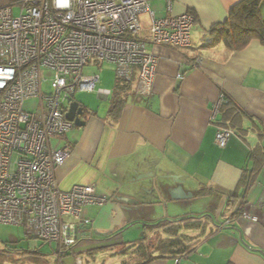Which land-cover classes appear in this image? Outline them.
Returning a JSON list of instances; mask_svg holds the SVG:
<instances>
[{
	"label": "crops",
	"instance_id": "1",
	"mask_svg": "<svg viewBox=\"0 0 264 264\" xmlns=\"http://www.w3.org/2000/svg\"><path fill=\"white\" fill-rule=\"evenodd\" d=\"M171 1L172 14L194 16L187 49L152 45L149 14L138 16V39L157 60L151 95H135L134 76L112 120L115 79L109 88L94 74V90L76 102L85 125L51 141L67 153L55 170L59 188L93 185L107 202L83 209L90 225L81 227L71 248L58 251L27 239L22 229L18 241L9 236L4 242L2 257L11 259L25 240L34 242L28 264H138L145 258L139 249L147 245L151 252L164 236L165 227L151 224L207 215L203 234L188 233L198 237L180 264H264V45L252 40L229 52L221 42L207 43L211 28L243 0ZM14 2L0 0V8ZM148 8L156 18L168 15L165 0H152ZM221 96L237 108L227 122ZM219 127L232 131L223 149L214 141ZM244 210L258 220L243 218ZM148 264H174V258L158 256Z\"/></svg>",
	"mask_w": 264,
	"mask_h": 264
},
{
	"label": "built area",
	"instance_id": "2",
	"mask_svg": "<svg viewBox=\"0 0 264 264\" xmlns=\"http://www.w3.org/2000/svg\"><path fill=\"white\" fill-rule=\"evenodd\" d=\"M151 1L15 0L0 8V225L22 227L25 238L62 251L90 225L83 209L107 202L93 185L59 188L55 170L67 153L53 147L51 138L60 140L74 127L64 115L76 93L94 90L98 76L83 74L94 61L113 64L118 81L136 76L137 97L151 95L157 60L138 39L139 15L149 14L152 45L191 46L193 14L174 15L172 1L165 0L168 15L156 18ZM46 82L48 94L42 91ZM28 99L38 100L37 113L24 110ZM231 135L219 127L215 145L225 148ZM259 205L264 208V186ZM242 217L258 220L247 210Z\"/></svg>",
	"mask_w": 264,
	"mask_h": 264
},
{
	"label": "trees",
	"instance_id": "3",
	"mask_svg": "<svg viewBox=\"0 0 264 264\" xmlns=\"http://www.w3.org/2000/svg\"><path fill=\"white\" fill-rule=\"evenodd\" d=\"M262 3H264V0H243L236 4L230 9L227 20L224 23L211 28L207 43L221 42L229 52L244 49L252 40H258L264 45V21L260 15ZM129 88L128 82H121L115 79V88L110 98L111 106L109 110L112 120L117 119L120 110L125 104ZM236 109L233 102L223 96L219 111L222 112L224 122L235 116L234 112ZM203 218L209 219L210 217L207 215L184 217L172 222L163 220L151 224V227L157 229L165 227L163 230L164 236L158 237L153 244L151 252L148 251L147 245L139 249L145 258L143 262L138 264H148L158 256L167 255L176 258L188 254L193 248V241L198 237L188 233L199 231L198 235L203 234L206 225L202 222Z\"/></svg>",
	"mask_w": 264,
	"mask_h": 264
},
{
	"label": "rangeland",
	"instance_id": "4",
	"mask_svg": "<svg viewBox=\"0 0 264 264\" xmlns=\"http://www.w3.org/2000/svg\"><path fill=\"white\" fill-rule=\"evenodd\" d=\"M13 14L14 15L17 14L16 9L13 10ZM260 15L264 21V3H262L260 6ZM114 69H115L114 66L110 63L94 61V62H92L91 65H87L84 68L83 74L84 75L97 74L100 76V79L102 82L104 80H106V81L108 80V86L107 87L112 88L111 84H113L114 79H115ZM46 79L49 80V77L47 75H46ZM134 80H135V77H133L131 82L133 83ZM100 88H101V86H100ZM42 91L46 94L50 93L49 82H46L42 85ZM86 94H90V93L89 92H78V93H76L73 97L72 102L73 101L82 102V97L87 96ZM23 106H24V110L27 111L28 113L34 114V113L38 112V100L37 99H28L24 102ZM53 139H56V138H51L52 142H53ZM18 228L0 225V264H28L30 262V259L28 258V255H27V252H29L30 249L31 250L33 249V247H34V246H32L34 244L33 241L27 242V241L21 239L25 245L22 246V243H21L18 250H15V249L12 250V252H11L12 258L11 259L4 258L1 256V252L7 250L4 242H6V240H8L7 238L9 236H11V238H15V240H17V238H22V229L23 228L22 227H20L21 229H18ZM23 237H24V232H23ZM30 240H33V239H30ZM25 242H27L29 244V246H27V243H25ZM28 247H30V248H28Z\"/></svg>",
	"mask_w": 264,
	"mask_h": 264
},
{
	"label": "water",
	"instance_id": "5",
	"mask_svg": "<svg viewBox=\"0 0 264 264\" xmlns=\"http://www.w3.org/2000/svg\"><path fill=\"white\" fill-rule=\"evenodd\" d=\"M83 109L79 107L78 103L71 102L68 105L67 112L64 117L66 120L71 122L75 127H82L85 125V122L80 119L83 115ZM143 177V176H142Z\"/></svg>",
	"mask_w": 264,
	"mask_h": 264
}]
</instances>
